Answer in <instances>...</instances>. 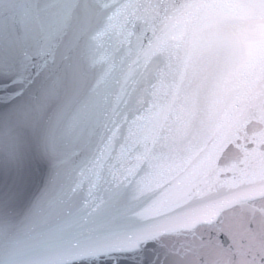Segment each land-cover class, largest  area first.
Listing matches in <instances>:
<instances>
[{"label":"water","instance_id":"water-1","mask_svg":"<svg viewBox=\"0 0 264 264\" xmlns=\"http://www.w3.org/2000/svg\"><path fill=\"white\" fill-rule=\"evenodd\" d=\"M119 2L127 7L116 15L109 13L101 29L89 38L95 48H90L85 39L73 37L70 20L59 25L53 22L48 40L37 29L28 41L30 45L52 49L35 93L51 115L62 118L69 135L59 152L49 150L40 161L44 171L28 195L0 206V260L11 259L17 264H83L68 260L72 230L58 215L42 216L39 204L47 207L58 194V185L67 179L62 174L66 164L63 153L74 150L85 129L97 120L103 122L122 89L135 91L144 103L141 142L147 133L157 137L155 143L148 140L147 151L141 148L132 156L124 154L127 174L141 166L147 168L155 193L157 203L142 210V220L160 212L182 216L186 210L202 208L194 204L187 209L186 192L202 186L209 158L214 160L220 155L224 162L239 157L234 146L236 137L264 128L258 120V114L264 111V64L252 58L239 59L228 43L232 32L246 28L254 16L264 12V0H244L238 23L207 7L214 0ZM25 3L26 0H0V14L18 19ZM142 4L160 6L153 9L140 7ZM18 28L23 31L19 25ZM125 33L131 36L130 41ZM69 64L72 71L67 70ZM225 145L230 146L221 153ZM11 149L10 133L0 128V172L5 175ZM76 156L80 153H70L71 159ZM249 164L259 171L258 157L250 158ZM226 176L231 178L232 173L221 172V179ZM87 187L85 180L81 184L84 196L88 194ZM240 216L237 210L226 217L233 233L241 227ZM204 235L207 238L206 232ZM218 240L225 249L231 243L224 233ZM198 259L189 257L193 264Z\"/></svg>","mask_w":264,"mask_h":264},{"label":"snow or ice","instance_id":"snow-or-ice-1","mask_svg":"<svg viewBox=\"0 0 264 264\" xmlns=\"http://www.w3.org/2000/svg\"><path fill=\"white\" fill-rule=\"evenodd\" d=\"M33 4L35 7L30 6ZM124 7L119 0H26L18 19L0 14V128L8 130L12 143L9 171L6 175L0 172V206L28 195L44 171L40 161L49 150L59 152L69 135L62 118L51 115L35 93L52 49L30 45L29 39L39 29L48 40L53 22L59 25L70 20L73 37L85 39L95 48L89 38L101 29L109 13L116 15ZM125 38L131 40L127 33ZM67 70H73L71 64ZM144 113V103L135 91L122 89L103 122L97 120L85 129L74 150L63 153L66 164L62 174L67 179L58 185V194L47 207L39 206L42 216L58 215L72 230L68 260L83 264H193L189 257L198 256L194 264H264V128L236 137L239 157L224 162L220 155L209 158L202 186L186 192L187 209L194 204L202 208L186 210L182 216L160 212L142 220V210L157 203L155 193L147 168L141 166L127 174L124 154L132 156L141 148L147 151L148 140L156 142L152 133L145 134L141 142ZM258 120L264 123V111ZM77 152L83 159L70 158V153ZM252 157H258L259 171L251 168ZM232 160L235 162L230 163ZM221 172L232 176L221 179ZM85 180L87 196L81 188ZM237 210L241 227L233 233L226 217ZM221 233L231 240L227 249L218 240ZM0 264L17 262L8 259Z\"/></svg>","mask_w":264,"mask_h":264},{"label":"clouds","instance_id":"clouds-1","mask_svg":"<svg viewBox=\"0 0 264 264\" xmlns=\"http://www.w3.org/2000/svg\"><path fill=\"white\" fill-rule=\"evenodd\" d=\"M244 0H214L207 7L222 18H231L238 23ZM239 59L252 58L264 64V12L254 16L246 28L237 29L228 38Z\"/></svg>","mask_w":264,"mask_h":264}]
</instances>
